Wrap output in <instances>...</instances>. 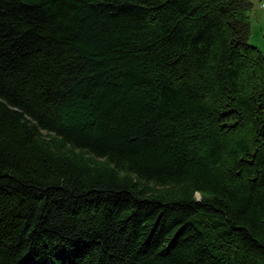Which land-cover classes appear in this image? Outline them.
<instances>
[{
    "label": "trees",
    "instance_id": "1",
    "mask_svg": "<svg viewBox=\"0 0 264 264\" xmlns=\"http://www.w3.org/2000/svg\"><path fill=\"white\" fill-rule=\"evenodd\" d=\"M251 5L0 0V264H264Z\"/></svg>",
    "mask_w": 264,
    "mask_h": 264
},
{
    "label": "rangeland",
    "instance_id": "2",
    "mask_svg": "<svg viewBox=\"0 0 264 264\" xmlns=\"http://www.w3.org/2000/svg\"><path fill=\"white\" fill-rule=\"evenodd\" d=\"M251 8L249 9L250 15V31L252 33L250 42L263 52L264 54V8L261 6L264 0H249ZM156 188L154 184L150 185ZM199 198L200 194L196 193Z\"/></svg>",
    "mask_w": 264,
    "mask_h": 264
},
{
    "label": "built area",
    "instance_id": "3",
    "mask_svg": "<svg viewBox=\"0 0 264 264\" xmlns=\"http://www.w3.org/2000/svg\"><path fill=\"white\" fill-rule=\"evenodd\" d=\"M261 6L264 8V1L262 2Z\"/></svg>",
    "mask_w": 264,
    "mask_h": 264
},
{
    "label": "crops",
    "instance_id": "4",
    "mask_svg": "<svg viewBox=\"0 0 264 264\" xmlns=\"http://www.w3.org/2000/svg\"><path fill=\"white\" fill-rule=\"evenodd\" d=\"M251 35H252V33H251ZM251 35H250V39H251Z\"/></svg>",
    "mask_w": 264,
    "mask_h": 264
}]
</instances>
